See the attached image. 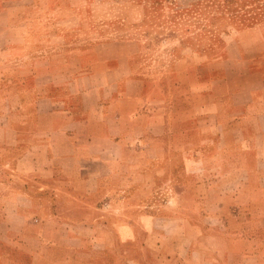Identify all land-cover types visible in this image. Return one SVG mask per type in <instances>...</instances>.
Listing matches in <instances>:
<instances>
[{
	"label": "crops",
	"instance_id": "crops-1",
	"mask_svg": "<svg viewBox=\"0 0 264 264\" xmlns=\"http://www.w3.org/2000/svg\"><path fill=\"white\" fill-rule=\"evenodd\" d=\"M113 1L0 0V264H264V17L205 52V101L180 119L146 105L139 45L69 35ZM139 159L193 188L195 166L217 174L204 208L128 212L147 186L114 177Z\"/></svg>",
	"mask_w": 264,
	"mask_h": 264
},
{
	"label": "rangeland",
	"instance_id": "rangeland-1",
	"mask_svg": "<svg viewBox=\"0 0 264 264\" xmlns=\"http://www.w3.org/2000/svg\"><path fill=\"white\" fill-rule=\"evenodd\" d=\"M189 1L157 0L158 10L143 12L137 0H115L113 5L94 6L95 11L85 16L81 29L69 35L78 34L81 39L131 40L139 45L135 64L149 91L146 105L162 108L163 104L165 116L175 112V118H188L187 112H177L175 108L172 112V107L189 102L200 105L205 101L203 76H199L208 61L205 52L224 33H232L234 23L264 17V0H195L192 8H189ZM6 112L0 107V117ZM200 112L193 114L199 117ZM3 126L0 123V134ZM175 145L171 139L165 140V147L170 149ZM136 161L128 166L121 164L114 177L118 186L127 188L131 184L129 189L120 190L128 196L134 190L139 191L141 183L147 186L139 197L146 205L137 201L127 206L128 212H155L163 218L160 222L166 227L169 218L195 214L204 208L198 203L205 197L201 182L214 179L217 174H205L195 166L193 177L199 181V186L193 188L190 179L182 174H175V180L168 169L161 171L147 160ZM174 182L181 187H174ZM0 239L5 240L3 236Z\"/></svg>",
	"mask_w": 264,
	"mask_h": 264
}]
</instances>
